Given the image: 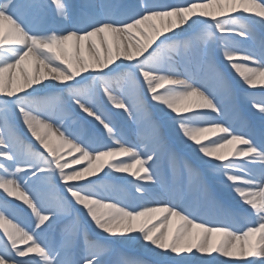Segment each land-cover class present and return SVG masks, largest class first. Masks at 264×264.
Returning a JSON list of instances; mask_svg holds the SVG:
<instances>
[{"label":"snow or ice","instance_id":"snow-or-ice-1","mask_svg":"<svg viewBox=\"0 0 264 264\" xmlns=\"http://www.w3.org/2000/svg\"><path fill=\"white\" fill-rule=\"evenodd\" d=\"M101 90L122 111H107ZM148 99L228 205L187 160V190L176 179L177 156ZM117 116L136 125V142ZM209 131L224 135L201 143ZM229 145L244 147L232 159L216 154ZM62 149L79 155L61 163ZM0 195L26 206L0 201V264H142L109 247L141 241L153 264H264V0H0ZM73 210L95 239L79 216L62 224Z\"/></svg>","mask_w":264,"mask_h":264},{"label":"bare ground","instance_id":"bare-ground-1","mask_svg":"<svg viewBox=\"0 0 264 264\" xmlns=\"http://www.w3.org/2000/svg\"><path fill=\"white\" fill-rule=\"evenodd\" d=\"M77 2H78V0H77ZM214 8H215V6H213L212 9H205V11H213ZM248 15H250V14H248ZM153 23H157V24H158L159 21H153ZM86 55H87V54L85 53V56H86ZM221 57H222V51H218V52L216 53V57H215L218 66L221 68V71H222V72H223V73H224V74L230 79V81L233 83V85L236 86V82H237V80L239 79L238 74L235 73L234 70L230 69V67H226V66H225V62L221 59ZM248 66H251V65H248ZM22 67L25 68L26 70H28L29 72L32 71V67H31L30 62H25V64L22 65ZM13 75H14L15 77H19V69L14 70ZM6 78H7V74H6ZM257 87L259 88L260 86L257 85ZM113 88L115 89V93H114V94L119 95V93H120V87L117 86V85H115V84H113ZM161 91H163V90H161ZM100 95H101V99H102L103 101H104V100L107 101V99H106L105 97H103V91H102V90H101ZM148 102L150 103V104H148L149 107H153L154 109L157 110V107H158V106H154V105H153V102H152L150 99H148ZM148 102H147V103H148ZM105 103H106L107 107L109 108V110H110L111 112H113V113H116V112H118V111H122V110L114 109V108L112 107V105H111L108 101L105 102ZM187 103H189V104H193V103H194V99H193V101H189V102H187ZM73 107H74V106H73ZM193 110H196V111H210V110H207V109H193ZM54 111H56V112L58 113V112H59V109H54ZM149 111H150V113H151V115H152L153 120H154L155 122H157V123L161 126V124H162V122L160 121V120H162V119H161V117H162L161 114H159L157 117H154V116H153V115H154V112H152V110H150V108H149ZM157 111H158V110H157ZM246 111H247V110H246ZM182 114H183V113H181V115H182ZM77 115H78V117L80 118V120H81L82 122H84V119H85V123H88V122L91 121V118H88V117L86 116V114L79 113L78 110H77ZM116 118H118L119 121H120L122 124L125 123L124 125H125L126 128H127L126 131H128V132H126V131H125V132L127 133V135L129 136V138H130L133 142H136V140H137V135H136L137 129H136V125H135V124H132L130 121H127L125 118H121V117H119V116H117ZM120 122H119V123H120ZM61 123H62V124H65V123H66L67 126H68L69 128H75V125L73 124L72 121H66V122H65V121H62ZM93 123H94V122H93ZM91 124H92V123H91ZM88 126H89V127H92L91 125H89V123H88ZM17 127H18V129H19V132H20V135H21L22 139H23L26 143L31 144L35 149H37V150H39V151H44L42 148H40V145H39V143L35 140V138L32 137L31 134L28 133L27 130L22 126V124H20L19 122H17ZM160 128H161V127H160ZM145 130H148V134H150V132H151V128H150V126L146 125V126L144 127L143 131H145ZM161 131H162V133H163V130H162V129H161ZM164 133H165V131H164ZM221 135H224V133H221V132H214V131L206 132V133H204V134L201 136V138H200V139H201V143H203V144H210V142H211L212 140L218 139V137L221 136ZM105 139H106V134H105ZM175 139H176V138H175ZM165 142H166L167 147H168V149H169L170 151H172V149H173V152H174V147H177V146L179 145L180 147L177 148V149H178L181 153L185 154L186 156H190V157H191L192 153H191L187 148H185V147H184V146H183L178 140H176L174 144H172V142H171V144L168 143V141H167L166 139H165ZM53 147H56V142H53ZM193 147H195V145H193ZM243 147H244V146H242V145H229L228 148L221 149L220 152H218V153H216V154H217V155H219V154H226V155H228V158H229V159H232V158H234V157H233V155H232V153H231V149H235V148H240V149H242ZM65 152H67V149H62V150H61V153H60L61 156H62L61 163H63L64 160H69V161H70L71 159H73L74 157H78V155H79L78 153H72V154H70V155H64ZM120 159H127V158H125V157H121ZM166 159H167V158H166ZM166 159H165V166H164V169H165V172H166L165 174L168 176L169 180H172V179H173L172 172H171V169L167 166ZM208 159H214V157H209ZM237 159L240 160V161L242 162V160H243V159H246V158H237ZM84 166H85L84 164H82V165H73V167H74V168H77V169H80V168H82V167H84ZM180 169H181V172H180V173H179V169H177V174H182V173H183V164H182V162H181V167H180ZM70 170H71V169H65V171H70ZM134 170H135V169H134ZM121 175H124L126 179L132 180V183H137V181H136L134 178L129 177L127 173H125V174H121ZM140 175H143V173H140ZM207 175H208V174H207ZM183 176H184V179H183L182 181H184L185 186H187V183H186V175H183ZM208 176H209V175H208ZM93 177L96 178L97 176H90V177H87L85 181L91 180ZM177 177H178V176H176V179H177ZM209 177H210V176H209ZM85 181H83V182H70V183H85ZM140 183H144V182H143V181H140ZM216 187H217V186H216ZM215 189H216V188H215ZM129 190H131L132 194L135 195L134 190H132V189H129ZM186 190H187V188H186ZM211 194H212L213 196H215V197H216L217 199H219V200H222V197H223V196L225 197L226 200H228V199H227V196H226L224 193H222L219 189H216V191L213 192V193H211ZM222 194H223V196H222ZM45 195H47V192H45ZM65 195H67V194L65 193ZM197 195H198V193L196 192L195 189H193L192 192H191V198L195 199ZM225 199H224V200H225ZM4 200H13L14 203H19V204L21 205V207H23V208L26 209V206L23 205L22 202H16V201H14V198H8V197H6V196H4V195H0V201H4ZM228 201H229V200H228ZM226 202H227V201H226ZM228 203H230V201H229ZM76 207H81V206H76V205L73 204V209H75ZM24 215L27 216V217H29L31 220H34V219H35L34 217H31L30 210H26V212L24 213ZM160 215H162V214H154V217L152 218L151 222H154L155 218H157V217L160 216ZM77 216H79V219H80V226H81V229H82V230H83L85 227H87L88 230H92V231H94V230H93V226L91 225L90 221L86 220L85 217H84L81 213H77V212H75L74 210L71 212L70 215L66 213V214H64V215L62 216V218H61V219H62V224H63V225H68V226H70V225H71V222H72L73 220H75ZM179 223H180V221L176 220L175 218H172V223H171V225H170L171 229L174 230L175 226H176L177 224H179ZM88 232H89V231H88ZM94 232H95V231H94ZM95 234H96V232H95ZM0 235H2V231H0ZM55 238H58V234H53V233H49V234H48V239H49V240H52V239H55ZM110 239H111V238H110ZM219 239H220L219 236H216V237L213 238L214 242H218ZM252 239H253V242H254L256 238L254 237V238H252ZM116 243H117L118 245L123 246L124 249L121 250L119 247H115V246H113V244H109V247L115 249L116 251H118V252L124 254V255L127 256V257L134 258V259H137V260L141 261L142 264H153V259H151V258H153V257H152L149 253H146L145 250L141 247V244L143 243L142 241L139 242V243H119V242H116ZM20 246H21V247H24V245H20ZM144 252H145V253H144ZM30 255L34 256L35 253H32V254H30ZM143 255H145V256H143ZM213 255H216V254L214 253ZM221 259H227V258H221Z\"/></svg>","mask_w":264,"mask_h":264},{"label":"rangeland","instance_id":"rangeland-1","mask_svg":"<svg viewBox=\"0 0 264 264\" xmlns=\"http://www.w3.org/2000/svg\"><path fill=\"white\" fill-rule=\"evenodd\" d=\"M105 102H107V101H105ZM105 106H106V104H105ZM153 110H152V112H154V117H157L159 114H160V112L159 111H157L156 109H154L153 107H151ZM245 114H246V112H245ZM161 119L162 120H160L161 122H162V125L164 126V127H166V133L168 134V137H169V140H177V139H175L176 137H175V135L172 133V131L169 129V127H168V124H167V121L166 120H164L163 119V117H161ZM119 120V119H118ZM84 122H85V119H84ZM125 124V123H124ZM89 125H91L92 126V124L91 123H89ZM19 130V129H18ZM173 142V141H172ZM172 151H173V149H172ZM186 155H184V156H181L180 158H181V160L179 161L178 160V165L180 166L181 165V162H182V164L184 163V161L185 160H187L188 162H191V163H193V164H195V165H198V166H200L201 167V165H200V163H199V161L195 158V156L192 154L191 155V157L190 156H187V157H185ZM202 168V167H201ZM203 169V168H202ZM203 171L205 172V173H207L204 169H203ZM102 174V173H101ZM98 177H93L91 180H95V179H97ZM211 178V177H210ZM58 179V178H57ZM212 179V178H211ZM89 181V180H88ZM85 183H87V181H85ZM109 183H111V182H109ZM59 187H62V185H58ZM128 195H132V192H131V190H128V193H127ZM89 231V235H90V238L91 239H95L96 238V234H95V232L94 231H92V230H88ZM110 244H113V246H115V247H119L121 250L122 249H124L123 248V246H121V245H118L116 242H112V243H110ZM146 252V251H145ZM144 252V253H145ZM147 253V252H146ZM143 256H145V255H143ZM151 259H153V258H151Z\"/></svg>","mask_w":264,"mask_h":264}]
</instances>
